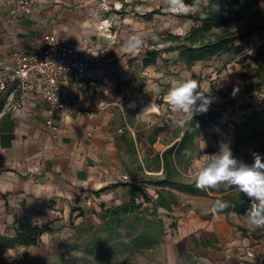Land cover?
<instances>
[{"label": "crops", "instance_id": "1", "mask_svg": "<svg viewBox=\"0 0 264 264\" xmlns=\"http://www.w3.org/2000/svg\"><path fill=\"white\" fill-rule=\"evenodd\" d=\"M108 2L36 0L29 15L12 23L0 0V71L14 64L15 55L42 49L52 34L73 42L89 60L84 78L62 82L77 100L75 116L50 113L33 93H0V235L15 236L27 224L56 230L64 224L59 216L70 215L73 206H119L134 186L142 187L138 203L145 196L158 198L161 187L147 182L164 177L163 153L181 140L183 129L170 123L174 116L167 117V106L156 100L161 86L152 65L144 66L146 53L133 57L123 51L128 35L115 13L127 3L113 8ZM177 128L180 135L170 138ZM167 189L178 199L173 211L190 194Z\"/></svg>", "mask_w": 264, "mask_h": 264}, {"label": "rangeland", "instance_id": "2", "mask_svg": "<svg viewBox=\"0 0 264 264\" xmlns=\"http://www.w3.org/2000/svg\"><path fill=\"white\" fill-rule=\"evenodd\" d=\"M116 2L127 3L115 15L120 19L119 28L128 36L134 30L152 32L162 27V38L170 33L184 35L195 25L188 16L168 12L164 0H109L108 3L114 8ZM155 11L159 13L147 15ZM263 19L264 1H260L215 31H236L247 23ZM239 44L242 50L238 56L220 54L212 60L197 62L191 68L175 60L176 52H162L157 64L151 66L153 79L161 86L156 100L167 106V117L174 116L164 99L167 91L177 81L189 78L201 81L206 93L214 98L209 109H227L221 119L204 127L201 136L195 139L192 149L178 164L174 173L176 180L195 183L205 155L217 154L222 143L230 147L234 158L248 165L253 163V153L264 156V135L247 138L240 147L234 145L235 128L254 111L264 109V55L262 61L257 59L262 41L253 35ZM148 49L143 50L144 54ZM258 82L260 89H257ZM168 119L173 124V119ZM179 135L177 128L168 136L174 139ZM200 191L182 196L183 202L173 212L162 208L155 212L150 202H143L141 214L163 220L165 224V237L154 248L133 249V239L143 224L135 225L131 216L129 225L109 227L102 216L107 208L117 205L92 201L73 206L71 214L64 218L59 216L64 224L45 237L39 246L17 245L4 249L0 264H264V229H256L238 217L244 213L218 216L210 213L217 198L225 200L246 195L235 186L228 189L224 185ZM206 235L213 243L211 247H193L194 238L201 241Z\"/></svg>", "mask_w": 264, "mask_h": 264}, {"label": "trees", "instance_id": "3", "mask_svg": "<svg viewBox=\"0 0 264 264\" xmlns=\"http://www.w3.org/2000/svg\"><path fill=\"white\" fill-rule=\"evenodd\" d=\"M264 0H211L213 5L218 7L214 11L213 7L206 9L208 17L204 20L199 19V14L190 15L188 18L195 22V25L184 35L170 33L162 39L171 41V46L164 49L149 48L146 51V57L143 60L144 66L157 64L158 57L162 52L177 53L176 61H183L188 68L196 65L200 61L212 60L220 54H230L238 56L241 53L240 42L253 35H257L262 44L258 49V61H262L264 55V19L254 23H247L236 31H215L216 28H222L227 25L233 18L241 15L243 10L250 8ZM191 3L192 0H186ZM159 12L147 14L152 16ZM250 67V66H249ZM264 82V77L262 78ZM248 84L247 80L245 82ZM260 82L257 89H260ZM227 112L226 108L209 109L206 113L198 114L192 122V130L183 129V136L179 142H176L163 153V161L165 166L164 177L156 180H150L148 184H155L161 188L158 190V198L154 199L145 196L146 202L152 204L155 212L159 208L166 211H173V205L178 203L175 193L168 190L167 187L178 189L186 193H200V189L196 188L195 183H186L175 179L174 173L178 169V164L185 156V153L192 149L195 139L201 136L204 127H207L221 119ZM163 128H161L162 130ZM159 130V131H161ZM235 147H240L245 140L250 137L264 135V109L254 111L241 124L235 128ZM154 143V140H152ZM142 191V187L134 186L130 199L123 204L107 208L102 216L107 226H127L129 218L134 216V223L143 224L138 228L137 235L133 239V249L139 251L142 249H151L160 244L166 234L165 224L163 220L151 219L141 214L142 203L137 202L138 193ZM230 206L224 212H239L246 214L252 207L253 201L247 196L235 198H226L224 200ZM55 230L49 224H27L20 226V232L15 236L0 235V254L6 248H13L17 245L24 247L39 246L42 236L46 233L53 234ZM195 244L203 247H211V240H198L194 238Z\"/></svg>", "mask_w": 264, "mask_h": 264}, {"label": "clouds", "instance_id": "4", "mask_svg": "<svg viewBox=\"0 0 264 264\" xmlns=\"http://www.w3.org/2000/svg\"><path fill=\"white\" fill-rule=\"evenodd\" d=\"M164 4L172 14L184 16L199 14L201 20L208 17L206 9L209 7L218 10L211 0H192L190 4L185 0H164ZM163 30V27L152 32L134 30L123 41V51L135 57L146 48L164 49L171 46V41L162 39L160 32ZM164 99L174 113L173 124L186 131L192 130L194 117L206 113L214 101L212 95L204 90L203 83L191 78L173 84ZM148 110L150 107L145 109ZM253 158L251 165L240 162L233 157L230 147L222 143L217 154L205 155V163L195 177V186L205 191L219 188L221 185L228 189L235 186L238 192L244 193L253 203L244 216L232 214L256 229H264V156L253 153ZM229 206L223 199L217 198L210 207V213L218 216Z\"/></svg>", "mask_w": 264, "mask_h": 264}, {"label": "built area", "instance_id": "5", "mask_svg": "<svg viewBox=\"0 0 264 264\" xmlns=\"http://www.w3.org/2000/svg\"><path fill=\"white\" fill-rule=\"evenodd\" d=\"M8 21L15 22L29 15L36 0H3ZM89 69L88 57L64 37L48 35L39 51L14 56V64L0 71V93L13 89L33 93L48 103L50 113L63 112L71 116L80 113L76 98L62 87L64 80L84 78ZM53 125L52 118L47 121ZM124 180H129L127 175Z\"/></svg>", "mask_w": 264, "mask_h": 264}]
</instances>
